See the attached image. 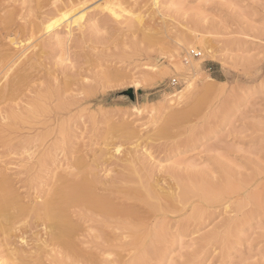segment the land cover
Returning a JSON list of instances; mask_svg holds the SVG:
<instances>
[{"label": "rangeland", "instance_id": "rangeland-1", "mask_svg": "<svg viewBox=\"0 0 264 264\" xmlns=\"http://www.w3.org/2000/svg\"><path fill=\"white\" fill-rule=\"evenodd\" d=\"M59 1L0 0L1 51L17 54L12 38L25 49L7 76L21 72L25 82L0 98V176L28 208L87 167L104 186L179 192L187 183L192 194L160 214L138 200L141 241L82 220L80 247L96 261L51 245L55 258L42 264H264V0H82L84 28L71 36ZM59 19L43 35L42 24ZM201 58V68L190 66ZM203 187L217 198L197 195ZM7 215L0 264H37L14 263L10 248L31 250L45 226L32 213ZM95 234L105 248L87 242Z\"/></svg>", "mask_w": 264, "mask_h": 264}, {"label": "bare ground", "instance_id": "bare-ground-1", "mask_svg": "<svg viewBox=\"0 0 264 264\" xmlns=\"http://www.w3.org/2000/svg\"><path fill=\"white\" fill-rule=\"evenodd\" d=\"M158 3H159L158 0L154 1L155 6H157ZM84 4L85 3L82 0H60L59 4L56 3V5H55L54 10L56 13L59 12L60 10H65L63 17H68L67 20L65 21V23H66L65 28H66L67 33L70 36L73 33H75V30H81L82 31V29L84 28V23L82 22V20H84V18H85V14H86V7L84 6ZM155 6H153V11H154ZM156 9H157V7H156ZM111 10L114 13H117V10H115L114 8H111ZM60 20L61 19L55 20L53 22L48 21V22H45L44 24L41 23L42 24L41 30L44 32L43 35L44 34L48 35L54 29L58 28L60 26V24H57V23L60 22ZM3 21H0V22H3ZM82 35H83V33H82ZM79 38H81L80 35H79ZM56 39L59 42L65 41V38H63L59 34H57ZM42 41H43V39H42ZM10 44L15 45V48L17 51L16 55L12 56L8 52L1 51V49H0V80H2L3 78L6 79V81L2 87L4 89H2V90L0 89V91H1L0 92V98L4 95L13 93V91L15 90L14 86H16L17 84H18V86H21L19 84L20 81L22 83L25 82V81H23L25 79L24 78L25 74H23L21 72L16 74L15 77L12 75L14 77L12 80H8V78H7L8 70L11 69L12 66L16 63V58L25 52L24 47L21 45V41L15 39V38H12L10 40ZM207 52H208V50H207ZM38 58H39V56H38ZM25 66H26V64H25ZM190 66H192L193 68H196V69L201 68L202 67V58L199 60L193 61ZM23 67H24V65H23ZM24 70H25V68H24ZM28 70H29V68H28ZM13 71H15V70H13ZM18 71H20V70H18ZM21 71H23V69ZM31 72H32V70H31ZM31 74L29 75V77L31 76ZM27 79L28 78L26 76V80ZM8 82H9V85L7 87ZM16 88H17V86H16ZM62 108H64V107H62ZM28 109H29V107H28ZM66 111H67V109H66ZM58 112H59V110H58ZM44 113L46 114V112H44ZM42 114H43V112H42ZM13 122H14V120H13ZM86 167H87V165H86ZM80 169H82V167ZM92 169L93 168L87 167L82 173L79 172V173L70 174V176H68V175L62 176L60 178V183H58L54 187V189L49 193V196L44 201L38 202L37 204L32 205L33 206L32 208H28L26 205L25 206L22 205L20 203V200L18 199L17 195L15 194L14 190L12 189V186H11L12 183H10V181H8V179H6L4 176H0V217L6 216L7 214H9V215L15 214V217L20 215L23 217V219L26 220V218L29 217V214L32 213L34 215V218H35V224L37 225V222H38L39 225L45 226L44 227L45 232L42 233V231H41V232L36 233V235L38 237L35 239V242H37V243H35L34 247L31 250L22 251L19 247H11L10 248L11 253L14 256V258H11V259L12 260L14 259L13 260L14 263H15L16 259L19 260L22 258V260H28L29 262L36 261L37 264H42L43 257H45V256L46 257L51 256L52 258H55L52 255L51 251L48 249L51 245L52 246L56 245L60 249V252L64 253L68 257H73L75 259H80V260L93 258L96 261V259L94 257V256H96L95 254H91L89 252H86L83 250L84 247H82V249L80 247V244L82 243V241L79 240V238H78L82 235L81 224L79 223L80 221L90 220V221L96 222L94 224H97V222L99 224L100 223H112V224H114L113 228L122 230L123 234L126 235V233H128V236L129 235H136L139 231L143 230V227L145 226V224H143L144 221L142 222V220H140L141 216L139 219V217L134 215L135 214L134 205H136L138 203H145V204L148 203L151 206V209L155 210L154 212L157 211V212H159L158 214H160L162 212L164 213L165 212L164 210L167 209V206H169L170 204H172V207H174L175 204L177 205V203H179L183 200L185 201L189 196H191V195H189L190 193L192 194V189H191L192 187L190 188L189 186H187L186 185L187 183L183 186H181V184H180V186L182 188H180L181 190L179 192H176L178 190L170 191L171 189L170 190H163L160 188H156L157 186L152 185V183L150 185H147L148 187H145L148 182H146V184H145V182H143L141 184H143V186L146 189H143V186H142V188L141 187L140 188L143 189V192H144V190H145V192H147V194L146 193H144V194H146L148 196H149V194L150 195L154 194V196L156 197V200L150 201L148 196L147 197L144 196L143 192L140 190V188L137 184H136V187L133 185L130 186L131 184L126 185V186H119V185L104 186V185H101V182L96 177V174L93 172L94 170H92ZM126 179H128V177ZM207 181L208 180H206V182ZM139 182H141V180ZM120 183H122V182L120 181ZM125 184H127V181ZM216 186H217V184H216ZM210 187H212V186H210ZM213 188H215V187L213 186ZM200 189L201 190L199 191V194H197V195H200V192H201V195L204 198H207V199L212 198V197L217 198V195L216 196L212 195L213 191L210 188H204L203 187ZM104 190L107 191V193H104L103 192ZM193 191H195V190H193ZM192 197H194V195H192ZM138 200H139V202L137 203ZM199 200H201V199H199ZM201 202H203V200ZM205 203H207V202L205 201ZM29 206H30V204H29ZM143 206H145V205H143ZM71 208H73L74 210H70ZM136 209H137V207H136ZM167 210H169V209H167ZM192 210H193V208H192ZM89 211H91L92 214H90V215L87 214V212H89ZM74 213H75V215H74ZM95 213H98V215H95ZM117 213L122 215L124 217V219H123V217L120 216L122 220L121 219L120 220H114L113 214H117ZM118 214H117V216H118ZM155 215H154V217H155ZM117 216L116 217L114 216L115 219L117 218ZM6 217L8 218V215ZM195 217H197V216H195ZM9 218H12V216ZM143 219H144V217H143ZM2 220L0 219V223H2ZM7 220H11V219H6V221ZM30 220H31V218H30ZM6 221L4 223H8ZM151 223H152V221H151ZM2 224H0V227L1 226L4 227ZM25 224H26V226H28L27 221H25ZM161 224H164V223H161ZM7 225H9V224H7ZM36 225H34V227H36ZM17 226L18 225H16V226L14 225V228ZM101 226H102V224H101ZM162 226L165 227L164 225H162ZM160 227H161V225H160ZM105 228H106V225H105ZM1 230H2V228H1ZM18 230H16V232ZM102 230L103 229L100 230L101 234H102V232L105 231V230L104 231H102ZM3 231H4V229H3ZM6 231L7 230H5V232ZM9 231H11V230H9ZM21 231H22V233L18 234L19 240L23 241L24 244H28V242L26 240V236H25L27 231L26 230L25 231L21 230ZM31 231H32V229H31ZM158 232H159V230H158ZM155 235H157V238L161 237L160 232H159V234L156 233ZM83 236H84V234H83ZM102 236L104 237L103 234H102ZM107 236H111V234H109ZM141 238L142 237L137 236V238L135 240L141 241ZM157 238H155V239L157 240ZM83 239H85V238H83ZM97 239H101V238L98 234L97 235L95 234V237H92L91 240H88V241L86 240V241L88 243H92V245L94 244V246L96 248H101V249L105 248L103 243ZM112 239L113 240H111V241H114V240H116V237H113ZM124 239H126V238L124 237ZM128 240L130 241V239H128ZM135 240H132V243H135V242H133ZM145 242H147V241H145ZM156 242H154V243L156 244ZM10 244H12V243H10ZM113 244H115V242H113ZM20 245H22V244H20ZM143 245L146 246L145 244H143ZM23 247L26 248L24 245H23ZM85 247L88 248L87 245H85ZM110 247H111V245H110ZM152 247H154L153 244H152ZM7 248H9V247L7 246ZM147 248H150V247H147ZM55 250H56V248H55ZM149 251H151V250H149ZM58 254H60V253H58ZM9 256H10V254H9ZM139 256H141V255L139 254ZM139 259H142V257H139ZM135 260H137V258ZM71 261H72V259H71ZM16 263L20 264L18 262H16ZM72 263L74 264V262H72ZM80 264H86V263L81 262Z\"/></svg>", "mask_w": 264, "mask_h": 264}, {"label": "built area", "instance_id": "built-area-1", "mask_svg": "<svg viewBox=\"0 0 264 264\" xmlns=\"http://www.w3.org/2000/svg\"><path fill=\"white\" fill-rule=\"evenodd\" d=\"M191 54H192L193 56L199 57V56L202 55V52H201V51H198V50H196V49H192V50H191ZM172 83H173V84H177V83H178L177 78H173V79H172Z\"/></svg>", "mask_w": 264, "mask_h": 264}]
</instances>
